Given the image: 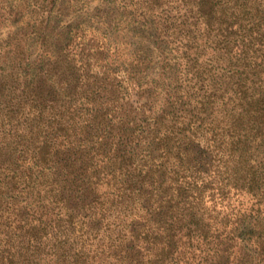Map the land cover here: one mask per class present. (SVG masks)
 I'll return each instance as SVG.
<instances>
[{"label": "trees", "instance_id": "obj_1", "mask_svg": "<svg viewBox=\"0 0 264 264\" xmlns=\"http://www.w3.org/2000/svg\"><path fill=\"white\" fill-rule=\"evenodd\" d=\"M63 1L0 0V264H264V0H118V81Z\"/></svg>", "mask_w": 264, "mask_h": 264}, {"label": "rangeland", "instance_id": "obj_2", "mask_svg": "<svg viewBox=\"0 0 264 264\" xmlns=\"http://www.w3.org/2000/svg\"><path fill=\"white\" fill-rule=\"evenodd\" d=\"M66 1H63L55 9L51 27L53 34L62 35L66 29L65 24L76 20L83 22L87 28L95 27L98 29L96 35L92 33V37H90L94 41L91 45H95L103 38H108L109 45L111 44L114 48V51H108L103 49V47L98 51L96 49L91 50V53L95 55V58L91 59L93 68L95 69L93 71L100 72V70H106L107 66L113 69L117 68L119 77L117 74L115 76L118 81V78L120 79L124 75L123 72L128 64L127 58L129 56L138 55L141 58L146 55L157 56L159 50L155 43L153 28L150 23L140 21L127 25L128 21H126L124 25H117L116 18L121 10L118 0H81L78 9L70 8L69 4L71 0ZM132 1L134 0L128 1L129 6H133L131 4ZM123 18L127 17L124 15ZM20 25H22L21 21L16 23L9 22L7 27L0 29V36L14 34V29ZM18 29L17 37L21 36V32L24 31V29ZM92 31L93 29H91L90 34ZM151 68L153 70L152 64ZM114 74L111 73L112 76ZM138 98L141 97L134 94L131 100L136 102ZM83 214H86V211ZM84 221L86 222V220Z\"/></svg>", "mask_w": 264, "mask_h": 264}]
</instances>
